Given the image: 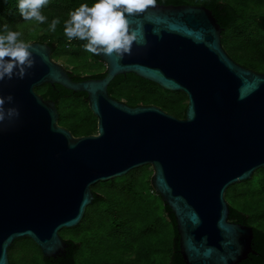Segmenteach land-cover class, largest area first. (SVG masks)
Here are the masks:
<instances>
[{
  "label": "water",
  "instance_id": "1",
  "mask_svg": "<svg viewBox=\"0 0 264 264\" xmlns=\"http://www.w3.org/2000/svg\"><path fill=\"white\" fill-rule=\"evenodd\" d=\"M129 22L144 42L123 59L98 55L102 79L74 81L53 60L56 46L36 42L23 78L0 81V96L13 97L5 108L20 113L0 130V264H11L21 239L47 261L63 257L60 232L81 225L92 187L144 166L175 217L186 264H240L256 254L254 228L230 221L226 192L264 169V73L228 55L225 29L204 6L155 4ZM129 74L183 93L185 118L113 99L110 85ZM45 85L86 94L97 134L75 137L60 126L56 103L36 92Z\"/></svg>",
  "mask_w": 264,
  "mask_h": 264
},
{
  "label": "rangeland",
  "instance_id": "2",
  "mask_svg": "<svg viewBox=\"0 0 264 264\" xmlns=\"http://www.w3.org/2000/svg\"><path fill=\"white\" fill-rule=\"evenodd\" d=\"M249 6H244L245 14L223 34L222 43L233 60L253 69L264 66L252 48L259 41L264 42V32L257 27V18L264 15V0H256ZM41 11L63 15L67 20L69 13L74 10L56 0H48ZM5 23L11 30L21 32L20 37L28 44L40 43L42 40L55 42L56 51L52 58L70 72L93 76L106 71L102 61L92 59L80 47L77 41L81 40L73 39L72 47H66L68 38L65 36V41L59 45L55 33L49 30L45 22L40 24L35 20L25 21L20 15L6 17L0 14V24ZM119 88L128 95L131 88L135 95H141L149 101L160 98L170 108L179 109L182 106L181 92L163 90L157 95L154 85L146 89L138 85H122ZM61 103L66 108L59 112L60 118L66 120L68 127L85 129V108L79 106L78 99H63ZM153 173L152 167L144 166L124 177L92 187L93 192L104 199L87 208L79 227L60 232L65 241L73 240L80 244L76 253L78 264H170L174 228L165 214L161 197L154 192L151 184ZM226 197L229 205L241 207L248 215L251 227L264 230V169L258 170L251 180L231 186ZM38 248L30 239L16 241L9 250L11 263L45 264Z\"/></svg>",
  "mask_w": 264,
  "mask_h": 264
},
{
  "label": "trees",
  "instance_id": "3",
  "mask_svg": "<svg viewBox=\"0 0 264 264\" xmlns=\"http://www.w3.org/2000/svg\"><path fill=\"white\" fill-rule=\"evenodd\" d=\"M56 1L64 5H68L73 10L78 8L80 4L82 3H88L89 6H91L93 2V0H56ZM254 1L256 0H155V4L166 5V6L168 5L204 6L214 13V16L217 19L218 23L220 24L222 28L225 29V32H226L238 22L241 15L245 14L246 11L244 9V6L246 5L249 6ZM16 4H17V0H0V14L6 17H14V16L20 15L16 7ZM42 14L47 17V20L45 21V25H49L51 21L55 18L60 19V23L56 26V30L54 31L56 38L58 39L57 41L59 42L58 44L60 45V43L65 41V35L64 34L61 35V34L64 33L63 28H64V21L66 20V17L63 15L55 14V13H50V14L42 13ZM257 27L259 30L264 32V15L263 14H261L259 18H257ZM20 39L22 38L20 37ZM40 43H48L49 45L55 47V42H46L42 40L40 41ZM77 43L84 50L83 44L86 43V41H77ZM65 44H66V47H72L73 40L71 41L67 40ZM252 48L256 50V52L258 53L259 59L263 64L264 63V42L259 41L257 44H254ZM55 51L56 50L54 49L53 53H55ZM85 52L92 59L96 61L100 60L98 55H93L92 53L87 52V51ZM253 69L256 72L264 73V66L254 67ZM70 73L74 81H77V82L87 80L89 78L102 79L106 75V71L103 73H98L93 76H81L73 72H70ZM122 85H125L128 87L138 85L144 89H146L150 85H154L156 87L157 95L162 93L163 91V89H161L159 86L153 83L147 82L145 80H142L133 74H129L126 76L117 77L110 85L108 91H109L110 96L113 99H116L120 102H124L131 107L156 105V106L161 107L164 111L169 112L171 115L175 116L178 119L185 118V113H186V109L188 106V104H185V103L186 101H188V99L187 97H185L184 94L182 95L183 96V99L181 102L182 106L179 109H176V108L168 107V105L162 102L160 98H156L153 101H149L148 99H146L145 97L141 95H135L134 94L135 92L131 88L129 89V95H128L124 92V89L122 90L121 88H119ZM36 92L39 93V95H41L45 100L54 101L57 105L59 112L66 108V105L61 103L63 99H69L72 97L77 98L79 101V106L82 105L85 108L84 113L86 116L87 127L85 129L74 127V126L68 127L66 120L65 119L63 120V118L62 119L59 118L61 122V124L59 125L71 131L75 137L90 136V135H94L97 132V119L89 109L86 94L84 93L75 94L71 91L64 89L62 86H59V85H56L54 87L51 85H45L40 88H37ZM103 199L104 198L101 195L96 194L95 202H99ZM230 209H231L230 221L234 223H239V224L250 226V218L248 217L246 213H244L241 210V207H237V206L235 207L234 205H230ZM164 211L174 228V240H173L174 245H173V248L170 254V264H186L182 255L180 254L179 235L177 232L175 217L173 213L171 212V209L165 205H164ZM253 228L255 231L253 250L256 252V254L255 255L251 254L247 260L243 261L240 264H264V230L255 228V227ZM67 243H68V248L63 257L58 258L57 260H54V261H47L43 258L45 264H78L76 261V253L80 248V244H78L77 242L73 240H68ZM40 253L42 254L41 250H40Z\"/></svg>",
  "mask_w": 264,
  "mask_h": 264
},
{
  "label": "clouds",
  "instance_id": "4",
  "mask_svg": "<svg viewBox=\"0 0 264 264\" xmlns=\"http://www.w3.org/2000/svg\"><path fill=\"white\" fill-rule=\"evenodd\" d=\"M47 4L48 0H17L16 7L25 21L35 20L43 24L47 17L41 9ZM150 6H155V0H93L91 6L82 3L69 13L63 32L69 41H86L83 48L93 55H115L123 59L131 52L134 43L144 42L139 30L130 27L129 17L144 12ZM59 23V18L53 19L49 30L54 32ZM20 36L21 32L11 30L8 24L0 25V81L11 80L14 76L22 79L27 68L32 66L31 45ZM12 102L11 95L0 96V126H3L0 130L19 118L16 107L5 108L6 103Z\"/></svg>",
  "mask_w": 264,
  "mask_h": 264
},
{
  "label": "flooded vegetation",
  "instance_id": "5",
  "mask_svg": "<svg viewBox=\"0 0 264 264\" xmlns=\"http://www.w3.org/2000/svg\"><path fill=\"white\" fill-rule=\"evenodd\" d=\"M224 33H225V31H224ZM224 33H223V34H224ZM222 38H223V37H222ZM244 67H245V66H244ZM246 68H248V67H246ZM249 69H250V68H249ZM251 70H254V69H251ZM254 71H255V70H254Z\"/></svg>",
  "mask_w": 264,
  "mask_h": 264
}]
</instances>
